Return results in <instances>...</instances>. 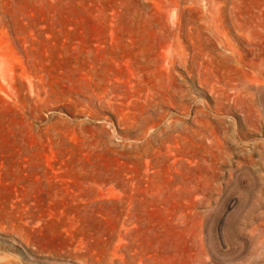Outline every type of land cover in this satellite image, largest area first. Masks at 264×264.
I'll return each mask as SVG.
<instances>
[{
  "label": "rangeland",
  "instance_id": "rangeland-1",
  "mask_svg": "<svg viewBox=\"0 0 264 264\" xmlns=\"http://www.w3.org/2000/svg\"><path fill=\"white\" fill-rule=\"evenodd\" d=\"M0 264H264V0H0Z\"/></svg>",
  "mask_w": 264,
  "mask_h": 264
}]
</instances>
